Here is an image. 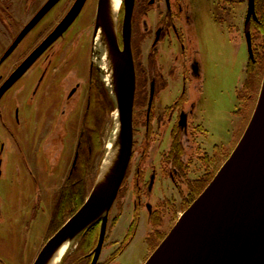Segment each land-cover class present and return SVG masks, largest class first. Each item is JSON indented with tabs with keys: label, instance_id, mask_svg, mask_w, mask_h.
<instances>
[{
	"label": "flooded vegetation",
	"instance_id": "obj_1",
	"mask_svg": "<svg viewBox=\"0 0 264 264\" xmlns=\"http://www.w3.org/2000/svg\"><path fill=\"white\" fill-rule=\"evenodd\" d=\"M49 1L0 0V89L7 85L25 60L53 32L76 2V0H56L36 25L21 37L23 31ZM254 1L257 18L251 17L247 22L249 0H232V2L210 0L222 13L219 17L221 20H225L228 15V19L230 16L235 18L233 10L238 5H244L246 13L243 16L242 30L246 38L248 28L251 39L252 32L263 31V22L258 15L261 0ZM187 6L184 0H135L132 16L131 48L136 72L133 111L134 142L128 170L113 208L118 205L119 211L122 212L125 197L129 189H132L134 212L145 213L150 221L159 215L158 209L153 204L155 198L161 202L171 203L180 199L190 205L215 175L212 134L208 126L204 124L205 120L201 122L198 115L203 93L200 90L199 93L202 94L200 93L201 97H199V93L192 95L188 90L190 82L199 75L200 66L195 49L190 51L181 29L183 10ZM56 7L63 11L57 23L42 32L39 37L29 43L26 50L22 51L23 44L28 43L24 41L33 38L35 28ZM124 10L125 6L122 4L117 22V38L121 49L124 47L122 38ZM156 15L157 20L153 23L151 17L156 18ZM236 24L232 22L233 27L240 31V24ZM95 25L96 20L90 37L91 56L87 75L84 77L81 73L76 74L77 76L60 75L64 50L55 47V44L58 40L60 41L70 26L20 77L14 79L0 96V177L2 156L6 147L5 140L16 139L25 121L31 122L34 119L35 122L40 117L45 125L48 121H51V124H63L76 120L82 124L74 163L67 177L73 179L79 171L78 183L81 182L79 160L86 146L85 126L94 123L97 112L101 111L107 102L106 94H109L108 86L101 78L100 67L92 57ZM19 37L20 41L15 43ZM39 61H42L44 69L40 77L35 80L31 77V73ZM23 80L24 87H22ZM51 86H56L55 97L60 103L47 113L48 89L51 90ZM69 104L72 105L71 112L69 111L70 116L64 121ZM83 106L84 112L80 115ZM89 146L90 155L92 146L91 144ZM11 198L5 197L0 191V224L28 213L33 199L36 202V199H32L31 196L30 202L24 203L23 197L18 196L10 200ZM35 205L36 203L34 207ZM137 217L139 221L140 216ZM98 224L100 229L101 223ZM109 228L108 220L105 242L108 239ZM13 247L16 248L15 245ZM5 253L9 254L6 251H0V264L11 263ZM90 253L84 257L88 264H91L94 257Z\"/></svg>",
	"mask_w": 264,
	"mask_h": 264
},
{
	"label": "rangeland",
	"instance_id": "obj_2",
	"mask_svg": "<svg viewBox=\"0 0 264 264\" xmlns=\"http://www.w3.org/2000/svg\"><path fill=\"white\" fill-rule=\"evenodd\" d=\"M184 2L188 4V8L183 10L181 21L184 41L190 51L195 49L200 66L199 75L190 82L188 90L192 95H197L200 90L203 93L198 115L201 122L205 120L204 124L212 134L213 168L216 174L240 140L258 100L264 76V1L261 0L258 6L263 31L252 32L254 60L249 58L248 45L242 30L243 16L246 13L244 5H238L233 10L235 18L230 16L228 19V15L225 20H221L219 17L222 13L210 0ZM96 3L97 0H88L74 23L55 44V47L64 50L60 75L77 76L76 74L80 73L82 77L87 75L91 56L90 37L97 15ZM62 12L58 7L50 11L33 31V38L24 41L28 43L23 44L22 51L26 50L29 43L42 32L53 27ZM152 19L154 23L157 15L156 18L152 16ZM231 21L237 23L236 25L240 24V31L233 27ZM92 39L94 40V37ZM92 57L94 58V51ZM249 65L252 75L248 77ZM33 69L31 77L36 80L44 69L42 61ZM100 73L104 80L105 73L101 68ZM24 85L23 80L22 87ZM56 89V86L48 89L47 113L59 106L60 102L55 97ZM108 90L110 93L109 86ZM200 93L199 97L202 94ZM71 106L69 104L66 108L68 113L64 121L70 116ZM116 111L101 109L97 112L94 123L85 126L86 146L80 162L87 161L89 145L91 144L93 150L95 136L99 148L96 149L94 160L85 177V196L89 195L94 186L107 143L116 140L117 122L115 123L114 119ZM83 112L84 106L80 115ZM29 121L23 123L16 139L5 140L6 147L2 156L1 193L3 192L7 198L12 197L10 200L18 196L23 197V203L30 202V196L36 199V202L33 199L28 213L0 224V251L9 253L5 255H8L6 257L11 261L10 264H34L46 242L77 211L73 212L74 209L71 210L69 205L62 204L60 195L74 163L82 124L76 120L63 124H51L52 122L48 121L45 125L40 117L35 122L34 119ZM90 127L99 128V134L94 136ZM132 201V189H129L124 209L114 223L113 218L120 208L117 205L111 209L108 239L99 264H144L189 206V203L180 199L171 203L161 202L155 198L153 204L159 215L150 221L145 213L134 212ZM137 216H140L139 221ZM134 222L136 225H133ZM81 239L80 236L73 242V247L61 264H88L84 257L90 252V255L92 254L97 242L96 244L92 242L91 246L87 244L84 246Z\"/></svg>",
	"mask_w": 264,
	"mask_h": 264
},
{
	"label": "water",
	"instance_id": "obj_3",
	"mask_svg": "<svg viewBox=\"0 0 264 264\" xmlns=\"http://www.w3.org/2000/svg\"><path fill=\"white\" fill-rule=\"evenodd\" d=\"M55 2L50 0L37 13L21 37L36 25ZM86 2L76 0L53 32L25 60L7 85L0 89V96L14 79L20 77L72 25ZM108 2L98 1L94 40L99 29H102L113 60L115 91L111 90L110 95L119 113L120 124L116 138L119 144L117 161L103 184H98V174L84 203L46 242L34 264H47L63 243H73L86 230L101 223L91 264L98 263L107 234L109 214L131 160L136 93V72L131 48L135 0L122 2L125 6L123 49L118 43L117 25L113 29L108 21ZM251 17L257 18L254 0H249L247 22ZM19 41L20 37L15 43ZM246 41L249 58L254 60L248 28ZM95 56L97 53L94 51ZM144 264H264V76L255 109L235 148L212 181L179 216Z\"/></svg>",
	"mask_w": 264,
	"mask_h": 264
},
{
	"label": "bare ground",
	"instance_id": "obj_4",
	"mask_svg": "<svg viewBox=\"0 0 264 264\" xmlns=\"http://www.w3.org/2000/svg\"><path fill=\"white\" fill-rule=\"evenodd\" d=\"M123 0H109L108 2V10L107 16L109 24L113 29L116 28L118 14L120 12V8ZM94 51L97 53V56L94 57L95 62L99 65V67L105 73V82L111 88L112 91H115V80H114V66L111 51L107 42L106 35L104 34L102 29H99L97 36L94 40ZM114 119L116 123L115 127V139L120 131L119 124V113L116 111L114 113ZM110 140L105 148V156L102 159V163L100 166V176L98 180V184H103L107 177L110 175L118 156L119 144L116 140L111 142ZM98 176V175H97ZM97 179V178H96ZM96 182V180H95ZM185 211V210H184ZM73 247V243L70 241H66L63 243L53 254L51 259L47 264H61L65 255L69 252V250Z\"/></svg>",
	"mask_w": 264,
	"mask_h": 264
},
{
	"label": "trees",
	"instance_id": "obj_5",
	"mask_svg": "<svg viewBox=\"0 0 264 264\" xmlns=\"http://www.w3.org/2000/svg\"><path fill=\"white\" fill-rule=\"evenodd\" d=\"M264 1V0H263ZM252 66V64H251ZM248 77L250 75H252V73L250 72V65L248 67V71H247ZM107 97V102L103 105L104 111L105 109L108 110L109 112L115 110V103L110 95V93L106 94ZM92 128V127H90ZM96 128H92L93 134L94 136L99 134V128H97L96 130H94ZM95 138V144L93 146V150L92 153L90 155H88V159L87 161H81L79 160V169H80V179L81 182L78 183V173L79 171L76 172L75 177H73V179H68V181L66 182V184L63 186L61 192L62 194L60 195V198L62 200V204L65 205H69L71 210L74 209L73 212H75L76 210H78L81 205L84 203V201L86 200V198L88 196H85L84 190H85V180H86V174L88 173V170L90 169L91 165H92V160H94V156L96 154V149L98 148L97 145V138L96 136ZM94 143V142H93ZM99 142V146H100ZM101 147V146H100ZM94 152V153H93ZM71 184V185H70ZM95 184V183H94ZM85 196V197H84ZM72 212V213H73ZM120 212H118V214L113 218V223L116 221V219L118 220L120 217ZM71 213V214H72ZM99 224L91 227L90 229L86 230L82 235V239H81V244L82 245H88L91 246L92 242H94L96 244V242L98 241V234L100 233V229L98 227ZM133 225H136V222L133 223ZM125 247V246H124ZM124 247L122 249H124ZM81 260L83 261V259L81 258Z\"/></svg>",
	"mask_w": 264,
	"mask_h": 264
}]
</instances>
